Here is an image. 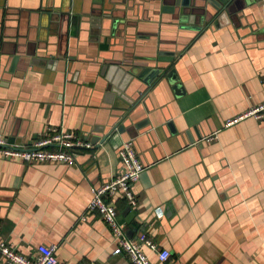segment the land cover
<instances>
[{"label":"crops","instance_id":"0c3cea01","mask_svg":"<svg viewBox=\"0 0 264 264\" xmlns=\"http://www.w3.org/2000/svg\"><path fill=\"white\" fill-rule=\"evenodd\" d=\"M174 2L0 0V134L30 146L49 127L90 138L124 122L118 136L75 150L74 165L0 157V240L18 253L56 245L58 264H132L113 254L87 203L121 172L118 148L133 137L146 166L132 184L137 202L118 193L112 203L128 237L169 251L162 263L141 245L151 264H264V119L224 125L264 100V0H234L225 16L195 0L186 18L163 9ZM111 64L163 68L138 95L132 80L130 119L106 91Z\"/></svg>","mask_w":264,"mask_h":264},{"label":"built area","instance_id":"2783aa9c","mask_svg":"<svg viewBox=\"0 0 264 264\" xmlns=\"http://www.w3.org/2000/svg\"><path fill=\"white\" fill-rule=\"evenodd\" d=\"M262 83L264 84V78ZM248 116L257 120L264 119V100L241 114L227 119L224 125L231 126ZM213 137L211 136V138ZM93 146L90 141L77 133L58 127H49L46 135L36 139L30 146L10 143L3 134H0V157L19 159L26 163L60 162L74 165V151L80 148L91 149ZM118 157L121 163V172L112 180L91 187L87 210L97 213L108 226L116 243L113 254L128 256L132 264H151L149 258L141 250V245H146L156 252L160 262L165 263L170 257L168 250L158 251L155 243L144 234L137 238L128 237L124 225L116 220L112 197L121 193L131 206L135 205L137 199L132 190V184L138 180L146 167L137 156L132 138L121 143L118 148ZM157 211L160 214L159 210ZM56 248V245L41 244L37 247V254L28 257L18 253L13 246L0 240V257L6 264H58Z\"/></svg>","mask_w":264,"mask_h":264},{"label":"water","instance_id":"95a60500","mask_svg":"<svg viewBox=\"0 0 264 264\" xmlns=\"http://www.w3.org/2000/svg\"><path fill=\"white\" fill-rule=\"evenodd\" d=\"M195 0H175L173 6L165 5L163 6L164 10H170L171 8L178 7L180 17L186 18L189 17L190 13L192 12L191 7L195 6L194 5ZM234 0H205L204 5L209 3L211 6H213L215 9H222L221 14L222 16L226 15L225 9L233 2ZM202 5L200 6V10L202 11L203 9ZM202 13V12H201ZM204 14V12L202 13ZM201 14V15H202ZM192 15V14H190ZM74 18L72 22L74 23ZM117 22V20H116ZM117 28V24L112 25V30L110 31V37L115 36V31ZM198 29V28H197ZM165 62L171 63L173 61V58H165L163 59ZM163 73V68L161 67H151V66H143V65H131L130 69L125 71L122 68L118 67L117 64H111L108 67V70L105 74V79L108 82L107 85V93H109L112 96V100H120L127 104V106L124 109L123 115H122V120L124 118L130 119L128 117V114L134 109L137 104V98L136 96H133V93L129 92V86L132 82L133 79H135L137 82H139V86L135 89V93L138 95L142 91L141 85H144L146 88L150 86V83L156 78L157 75ZM166 78L169 80V82L172 84L173 89H180V85L178 84L177 76L175 73V69L168 68L166 73H165ZM123 125L120 126L119 123H115L114 126L110 130L104 131L103 129H99L102 134L101 135H93L90 138L89 137H84V139L90 141L93 145H98L100 143H103L108 137L114 133V136H118L124 129V122H122ZM136 127L138 126L137 124L135 125ZM132 140L134 141V138L131 137ZM134 144V143H133ZM128 234V232H127Z\"/></svg>","mask_w":264,"mask_h":264}]
</instances>
